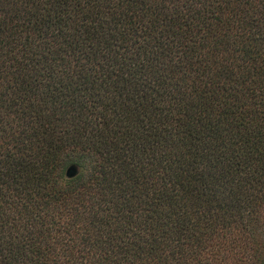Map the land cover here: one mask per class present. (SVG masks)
<instances>
[{"label":"trees","instance_id":"1","mask_svg":"<svg viewBox=\"0 0 264 264\" xmlns=\"http://www.w3.org/2000/svg\"><path fill=\"white\" fill-rule=\"evenodd\" d=\"M0 264H264V0H0Z\"/></svg>","mask_w":264,"mask_h":264},{"label":"water","instance_id":"2","mask_svg":"<svg viewBox=\"0 0 264 264\" xmlns=\"http://www.w3.org/2000/svg\"><path fill=\"white\" fill-rule=\"evenodd\" d=\"M73 174H74V171H73V170H69V171H68V175H69V176H71V175H73Z\"/></svg>","mask_w":264,"mask_h":264}]
</instances>
